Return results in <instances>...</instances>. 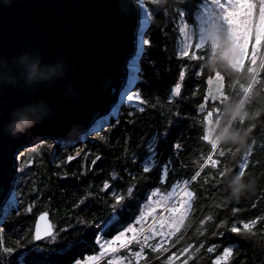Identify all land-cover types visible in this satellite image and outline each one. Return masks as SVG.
Returning <instances> with one entry per match:
<instances>
[{"label":"trees","instance_id":"trees-1","mask_svg":"<svg viewBox=\"0 0 264 264\" xmlns=\"http://www.w3.org/2000/svg\"><path fill=\"white\" fill-rule=\"evenodd\" d=\"M209 2L173 0L160 7L151 0H143L150 14V25L144 36L149 43L144 44L139 59V81L134 90L145 103L125 99L116 119L69 149L45 140L21 150L26 152L31 164L22 172L15 189L17 207L0 226V264H72L74 259L85 261L90 255L97 256L100 249L95 237L101 234L100 229L86 227L79 221L94 218L107 221L106 202H111L112 191L125 193L128 187L134 188L131 197L124 201L119 222L101 234L104 239L134 224L144 216L151 201L160 203L173 184H179L178 189L184 187V180H189L187 188L193 192L190 207L179 231L173 232L165 246L170 247L175 241L171 252L179 253L184 248L189 251L174 258L173 264H216L225 248L231 250L230 254L219 264H264V101L255 100L248 105L250 112L259 113L254 115V120L235 122V126L245 129L255 125L249 132L250 148L236 152L233 147L218 146L225 155L211 153L219 161L213 168L210 163H204L210 145L201 138L204 129L209 127L204 116L214 107H223L211 98L213 84L207 82L217 72L206 67L213 52L193 48L202 57L195 61L179 56L184 50L181 29L192 28L195 43L198 18ZM182 68L184 81L179 79ZM219 72L224 76L225 88L232 96L239 97L236 95L239 85L231 89L230 82L235 83L234 78L239 76L240 83H246L247 75ZM259 73L264 82V69ZM177 83L181 84L179 96L172 93ZM261 89L264 84H257L253 93ZM202 103L203 112L199 107ZM215 117L214 112L213 121ZM177 144L182 148L178 150ZM31 148H35L33 153L28 151ZM21 151L17 159L23 157ZM69 154L73 157L71 160ZM146 164L148 172L143 171ZM244 165L247 166L243 168L244 178L255 181L254 191L239 201H226L225 181L228 176L239 173ZM224 168L230 171L221 177L218 173ZM198 170L200 177L191 181ZM105 183L109 185L107 189ZM157 190L158 194L152 195ZM159 211L157 207L155 212ZM43 212L49 215L54 234L35 243L32 237L35 219ZM209 216L211 220L205 219ZM257 218L260 219L252 231L245 232L244 223ZM221 221L225 224L218 227ZM233 226L239 227L241 233H233ZM158 240L155 237L150 242ZM4 247L12 248L13 252L5 253ZM210 247H214L213 252L207 251ZM139 248L134 241L118 256L124 264H137L132 253ZM164 255L167 253L156 260V254L145 248L138 264H161Z\"/></svg>","mask_w":264,"mask_h":264},{"label":"water","instance_id":"water-1","mask_svg":"<svg viewBox=\"0 0 264 264\" xmlns=\"http://www.w3.org/2000/svg\"><path fill=\"white\" fill-rule=\"evenodd\" d=\"M126 0H0V57L11 59L26 51L42 54L44 63L63 58L74 67L65 79L52 86H40L26 93L21 88H6L0 93V127L11 111L25 104L47 101L54 110L51 119L38 124L29 135L11 138L0 134V224L9 196L15 193L19 172L17 156L39 140L75 143L104 115L124 103L121 92L130 74L129 62L139 59L144 45L140 37L139 0L122 10ZM139 81V80H138ZM137 81V82H138ZM136 82V83H137ZM78 90V98L65 97L66 85ZM76 129L74 136L70 130ZM93 127L91 133L99 131ZM44 215L42 221L40 217ZM41 239L36 240L37 225ZM46 225L51 234L44 235ZM54 234L46 212L34 223L33 241L41 242Z\"/></svg>","mask_w":264,"mask_h":264},{"label":"snow or ice","instance_id":"snow-or-ice-1","mask_svg":"<svg viewBox=\"0 0 264 264\" xmlns=\"http://www.w3.org/2000/svg\"><path fill=\"white\" fill-rule=\"evenodd\" d=\"M140 10L144 13L145 20H147L150 14L147 12L143 0H140ZM199 23L197 30L195 32V43H193V37L185 32V29L182 28L181 31L185 32L186 40L184 45V50L179 53L180 57H185L189 61H195L201 59V55H198L195 50H207L211 49L213 54L217 51L220 46V41L222 36L226 37L230 42V48L228 52L230 54L231 66L234 73L241 74L244 73L248 77V81L246 83H240L239 76L235 77V83L230 82V88L235 89L236 85H239L238 91H236V95L239 97H248L250 96L254 88L257 84H264L262 80L259 78L260 69H264V0H210L209 3L206 4L203 13L199 16ZM148 40L141 39V50L142 45L148 44ZM191 53V54H190ZM247 62V63H246ZM129 76L127 79V84L121 92V101L126 99L129 102L139 101L140 104H144L145 101L141 99L140 93L134 90V86L136 82L139 80V76L137 73L139 72V68L137 67L136 60L131 61L129 65ZM180 81H184L185 79V70L182 68L179 74ZM213 79L215 81V91L211 93V98L213 100H218L221 105H224L230 97H232L231 92L225 88L224 76L221 72L217 71L215 73L214 78H208V84H213ZM181 84L177 83L172 89V93L175 96L180 95ZM200 110L203 112L205 110V105L200 104ZM141 111L144 109L141 108ZM214 112L216 113L215 120L213 121ZM179 115V112H177ZM254 115H259V113H255ZM222 116V109L220 107H214L212 111H208L207 115L204 116V122L209 125L204 129L202 140L206 141L210 145V153L205 158L204 163H210L213 168L217 166L219 161L213 158L212 152H217L218 156L223 157L225 155L224 150H218V144L213 140L211 135V125L219 121ZM107 118H104L100 127L104 126ZM240 124H243L244 121H239ZM252 125L247 128V132L252 131ZM176 148L179 150L182 148V145L177 144ZM35 151V149H33ZM229 152L232 150L229 149ZM236 152H239V149H235ZM233 155L235 153H232ZM73 157L69 156L68 159L71 160ZM99 159V157H97ZM95 162V161H94ZM171 163V161H169ZM204 165L201 164V168ZM247 167L244 165L239 172L241 175H244L243 168ZM144 172L149 171V165H145L143 168ZM227 171L230 169L224 168L219 171V176L223 177ZM168 169L164 168V175L167 176ZM201 171H196L191 176V181H196L198 177H200ZM206 182V181H205ZM183 184L187 186L189 184V180H184ZM109 187L108 183L104 184V188L107 189ZM179 188V184L172 185V193L175 195L177 189ZM134 191L133 187H128L125 193L112 191L111 192V202H106L107 207L109 209V219L107 221L100 220L98 218H94L91 220H81L79 223L86 227H95L100 229L101 234L113 223H118L120 220V213L124 211V201L131 197ZM182 198L179 202V207L176 206L175 203L170 202L166 211H170L172 213V218L163 217L159 220V227H156V224L152 225V230L150 234H145V229H137L129 225L124 228L122 231H118V234L114 235L110 239H104L101 234H97L95 239L102 249V255L104 253H116L118 251L117 245L119 248L127 249L133 241H136L140 246L138 251L132 253V255L136 258L137 264L139 260L143 257L145 248L150 249L151 253H155L154 257L156 260L161 259V254L167 253V255L163 256V260L161 264H173L174 258L178 259L180 255H184L189 251L188 248L182 249L179 253L171 252L170 247H174L175 241L171 242L170 247H166L165 245L169 244V239L172 236L173 232L179 231L180 225L183 224L185 210L190 207L191 198L193 196V192L189 191L187 187H184L182 190ZM159 190L153 192L152 195H157ZM91 195V193H89ZM83 203V200L81 201ZM17 204L15 198L9 201V207H13ZM217 207H220L218 205ZM235 211V210H234ZM45 216L42 215L40 220H44ZM205 219L211 220L212 217H206ZM258 219H252L243 225V229L245 232H251L254 225L257 224ZM143 221V215H141L140 220L137 223ZM203 223V221H202ZM225 222L221 221L218 227L224 226ZM165 228L168 231H165ZM231 231L233 233H241V229L239 227H231ZM126 233H132L131 237L126 236ZM44 235L51 234V226L46 225L43 229ZM41 228L38 224L36 227L35 237L34 239H41ZM138 235L141 236V239H137ZM155 237H159L158 241H154ZM179 239V237L177 238ZM2 244V241H0ZM3 251L5 253H12V248L4 247ZM208 252H213L214 247H210L207 249ZM230 249L225 248L223 252V257H227L230 254ZM223 257L218 258L216 264H219L220 260ZM98 257L95 255H90L87 257L85 261L80 259H74L72 264H95ZM108 264H121L120 257L115 259H109Z\"/></svg>","mask_w":264,"mask_h":264},{"label":"clouds","instance_id":"clouds-1","mask_svg":"<svg viewBox=\"0 0 264 264\" xmlns=\"http://www.w3.org/2000/svg\"><path fill=\"white\" fill-rule=\"evenodd\" d=\"M173 0H151V3L163 7ZM134 0H126L122 4V10L127 11ZM230 42L222 36L220 46L214 54L209 56L206 67L212 71L233 72L228 49ZM70 65L61 58L54 63H44L39 52L26 51L18 57L11 59L0 57V93L8 88H21L26 93L34 92L40 86H52L59 80L65 79ZM79 95L71 83L66 85L65 97L77 99ZM255 100L264 101V89L256 90L248 97L232 96L222 107V116L219 121L211 125V135L218 146H230L235 149L247 151L249 145V133L247 129L235 126L236 121H252L254 114L250 112L248 105ZM54 110L47 101L40 100L36 103L25 104L11 111L7 123L0 127V134L11 138L29 135L38 124L51 119ZM76 129L69 132L74 136ZM255 181L245 179L244 175L236 173L227 177L225 181L226 201H239L251 191H254Z\"/></svg>","mask_w":264,"mask_h":264},{"label":"rangeland","instance_id":"rangeland-1","mask_svg":"<svg viewBox=\"0 0 264 264\" xmlns=\"http://www.w3.org/2000/svg\"><path fill=\"white\" fill-rule=\"evenodd\" d=\"M223 2V0H222ZM204 11V10H203ZM185 29V32H187L189 35H191L193 37V29L192 28H186L184 27ZM185 32H182L183 34V45H185V40H186V36H185ZM138 67V66H137ZM214 80H213V92L215 91V84H214ZM111 119H116L114 118V115L111 117ZM110 119V120H111ZM110 120L107 122L106 125H104L103 127L107 126L110 122ZM102 127V128H103ZM102 128H99V129H102ZM91 131H89L84 137H81L79 141L77 142H84L85 140H87L89 138V136L91 135ZM42 141H45V140H39L38 142H42ZM52 145L53 146H59L60 148H65V149H69L71 148L75 143H65L63 141H56V140H52L51 141ZM29 148V147H28ZM28 148H25V149H28ZM33 149L35 148H31L30 150H28L29 152L33 153ZM22 152V151H21ZM21 155H23L22 158H18L17 159V170L19 172V176H18V182H17V185L19 183V179L20 177L22 176V172L27 168L29 167V165L31 164V161L27 158L28 155L26 154V152H22ZM69 156H72L69 154ZM184 187H187V186H184ZM184 187H181L180 189H178L175 193V195H173L172 193V190L163 198L162 201H160V203H156V201H151L147 208H146V212L143 216V221L140 222V223H137L139 219H137L134 224H132L131 226L133 227H136L137 229H145V234H150V231L152 230V225L153 224H156V227L158 228L159 227V220L163 217H169V218H172V213L170 211H166V208L168 207L169 203L170 202H173L176 204L177 207H179V202L182 198H184L182 196V189ZM17 201V200H16ZM17 207V204L13 207H9L8 211L6 212L5 214V218L4 220L2 221V223L0 224V226L4 223V221L6 220V218H8V216L16 209ZM159 207L160 208V211L159 212H155L156 208ZM189 209V208H188ZM188 209L185 210V214L187 213ZM148 219V220H147ZM147 220V221H146ZM146 221V222H145ZM126 236L128 237H131L132 236V233H126ZM141 237L140 235H138L137 239ZM134 242V241H133ZM97 243V242H96ZM98 247L100 249V252L99 254L97 255L98 259L97 261L95 262V264L101 262V261H107L109 259H115L117 257H120L118 256L119 255V252L122 250V248H119V246L117 245L116 247L118 248V251L116 253H104L103 255L101 254L102 253V249L100 247V244H98ZM87 259V258H86ZM85 259V260H86ZM121 259V257H120ZM121 264H123L122 262V259H121Z\"/></svg>","mask_w":264,"mask_h":264},{"label":"bare ground","instance_id":"bare-ground-1","mask_svg":"<svg viewBox=\"0 0 264 264\" xmlns=\"http://www.w3.org/2000/svg\"><path fill=\"white\" fill-rule=\"evenodd\" d=\"M144 4V3H143ZM145 6V5H144ZM139 8H140V0H139ZM145 8H146V10H147V7L145 6ZM147 12L149 13V11L147 10ZM140 18H141V23H140V31H142V29H144L149 23H150V21H149V18L147 19V20H145V17H144V13L143 12H141V10H140ZM139 38H140V45H141V39H142V37H140L139 36ZM143 39H144V37H143ZM136 60V64H137V66H138V63H137V58H132L131 59V61H133V60ZM131 61L129 62V65H130V63H131ZM129 68V67H128ZM137 75H138V73H137ZM115 114H116V111L115 110H113V112L112 113H110V114H107V115H104V116H101L97 121H96V123L93 125V127H96V128H102V127H100V123H101V121L104 119V118H107V121H106V123H104V125H106L107 124V122L111 119V117L114 115L115 116ZM92 127V128H93ZM92 128H90L89 129V131H92ZM88 131V132H89ZM88 132H86L84 135H82L81 137H84ZM80 137V138H81ZM13 198H15V200H16V193H12L10 196H9V199H8V201H7V204H6V207H5V210H4V212H3V216H2V218H1V220L3 219L4 220V218H5V214H6V212L8 211V209H9V201H11ZM2 220V221H3Z\"/></svg>","mask_w":264,"mask_h":264},{"label":"built area","instance_id":"built-area-1","mask_svg":"<svg viewBox=\"0 0 264 264\" xmlns=\"http://www.w3.org/2000/svg\"><path fill=\"white\" fill-rule=\"evenodd\" d=\"M184 46V45H183ZM122 259V258H121ZM122 262H123V260H122ZM124 264V263H123Z\"/></svg>","mask_w":264,"mask_h":264}]
</instances>
